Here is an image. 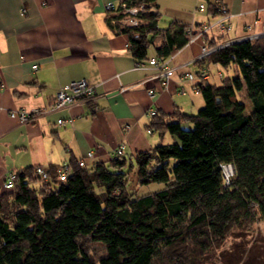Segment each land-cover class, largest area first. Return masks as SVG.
I'll return each instance as SVG.
<instances>
[{
  "label": "trees",
  "instance_id": "trees-1",
  "mask_svg": "<svg viewBox=\"0 0 264 264\" xmlns=\"http://www.w3.org/2000/svg\"><path fill=\"white\" fill-rule=\"evenodd\" d=\"M122 1L142 7L135 24L120 23V7L112 15L136 61L150 46L162 60L186 42L179 19L158 27L156 0ZM210 11L219 12L214 4ZM198 60L205 65L194 72L216 78L197 83L203 104L156 111L147 125L168 140L89 165L70 158L64 179L47 169L41 178L34 165L12 170V185L0 187V264H204L234 229L264 217V36ZM210 64H232L233 73L223 77ZM221 163L232 165L227 184ZM150 182L161 185L137 191Z\"/></svg>",
  "mask_w": 264,
  "mask_h": 264
},
{
  "label": "crops",
  "instance_id": "crops-1",
  "mask_svg": "<svg viewBox=\"0 0 264 264\" xmlns=\"http://www.w3.org/2000/svg\"><path fill=\"white\" fill-rule=\"evenodd\" d=\"M106 1L117 4V0H0V187L7 171L25 165L39 163L56 173L70 158L88 150L87 165L106 160L120 144L122 153L132 154L168 140L165 133L160 137L153 128L146 130L153 117L148 110L194 112L203 104L194 86L197 80H181L184 71L205 65L193 59L201 41L236 37L247 24L259 29L264 17V0H156L159 20L161 14L165 17L157 22L160 28L171 18L193 29L212 22L217 15L210 6L216 3L227 10L229 26L223 32L209 27L192 41L172 47L165 59L174 68L165 86L150 95L148 89H158L155 67L136 66L127 34L109 21L115 11L105 8ZM198 2L203 6L196 7ZM147 55H155L153 46ZM79 77L93 85L92 99H77L30 120L11 113L49 104L60 85ZM68 117L70 121L57 123V118Z\"/></svg>",
  "mask_w": 264,
  "mask_h": 264
},
{
  "label": "built area",
  "instance_id": "built-area-1",
  "mask_svg": "<svg viewBox=\"0 0 264 264\" xmlns=\"http://www.w3.org/2000/svg\"><path fill=\"white\" fill-rule=\"evenodd\" d=\"M218 9V14L216 18L212 22H201L197 27L194 29L190 27L189 25L186 27L187 32V41H192L196 36L204 34L205 31L212 26H215L216 29L219 32H223L226 28H228V23L226 22L225 18L227 17V10L219 3L215 4ZM202 2H198L196 4V7L200 8L202 7ZM117 7L121 8L122 12H126L127 16L120 19V23L124 25H130L135 24L137 22L136 17H134L138 11L142 9L140 5H126L124 1L117 0V4L114 5L112 1H106L105 2V8L117 12L115 10ZM110 23H115L116 20L114 17L109 18ZM261 26L259 29H252L249 24H247L244 27V31L241 35H238L236 37L222 40L215 42L213 44H208L206 40H202L200 43L199 51L194 56L193 59H201L208 55L210 52H212L215 49H219L221 47H224L225 45L236 42L240 40L245 39H254L257 37L264 36V17L260 19ZM171 55H169L170 57ZM136 66L144 67V66H153L155 67V76L157 77L159 83H158V89H148V93L152 95L156 91H158L161 86L164 87L166 84V81L170 75L171 70L174 68V66H170L167 64L166 59L159 60L154 55L149 56L145 60H137ZM184 63H180L179 66H183ZM35 64L32 65V68H35ZM217 75H220V72L217 71ZM208 76V73L205 70L198 71L197 73L191 70H187L183 72V75L181 76V80H193L196 79V83L194 84L195 88L197 89V83L202 82V80H205ZM94 88L93 85L88 83L83 77L75 78L72 80H69L67 83L60 85L56 92L54 93L53 99L51 102L47 105L42 106H36L32 107L30 109L26 108H17L12 109L11 113H14L18 116L20 120H30V118L42 114L47 111H52L55 109H59L62 107H65L72 101H75L77 99H84V98H93ZM94 101V100H93ZM156 112L155 108H150L148 110L149 115H154ZM71 118H57L58 123H63L64 121H70ZM148 132L151 131L150 128L146 129ZM121 144L117 147H114L112 149V154H120L121 153ZM91 155V152L88 150L86 151L85 155L82 157H78L77 163L79 165H83L85 163L86 157H89ZM222 175L224 179V184H227L229 182V175L232 173V165L229 163H221L220 164ZM68 170V166L64 165L63 168L58 170L57 176L59 179H64L66 173ZM34 171L36 174H38L41 178L47 177L46 168L42 164H35L34 165ZM15 177L14 171H7L6 174L3 177V180L1 182V187L8 188L12 185V180Z\"/></svg>",
  "mask_w": 264,
  "mask_h": 264
},
{
  "label": "rangeland",
  "instance_id": "rangeland-1",
  "mask_svg": "<svg viewBox=\"0 0 264 264\" xmlns=\"http://www.w3.org/2000/svg\"><path fill=\"white\" fill-rule=\"evenodd\" d=\"M164 18V14H161V19ZM209 69L214 71L218 69L223 77L231 76L233 73L232 64L226 68L210 64ZM212 78L214 76L211 75V81ZM237 96L244 102L243 112L250 111V103L242 90L237 92ZM133 169H131V173H133ZM231 170L233 171V169ZM133 179L135 180V173H133ZM160 185L161 183L157 182L137 185V191L141 193L153 190ZM204 264H264V217L254 221L248 229H234L227 239L211 253L210 260Z\"/></svg>",
  "mask_w": 264,
  "mask_h": 264
}]
</instances>
